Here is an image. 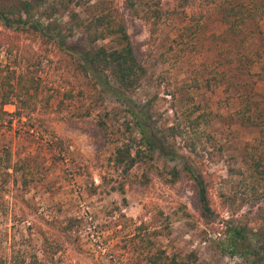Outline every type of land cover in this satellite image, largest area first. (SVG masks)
<instances>
[{"label":"rangeland","instance_id":"obj_1","mask_svg":"<svg viewBox=\"0 0 264 264\" xmlns=\"http://www.w3.org/2000/svg\"><path fill=\"white\" fill-rule=\"evenodd\" d=\"M32 1L45 22L69 35L70 21L87 22L123 0ZM224 1L214 10L198 0H161L172 14L155 39L126 13L130 43L145 68L130 97L167 147L203 171L206 218L189 178H173L180 162L148 151L120 103L81 77L51 40L0 26V66L26 71L35 82L20 115L15 100L0 106V149L16 165L2 191L3 260L17 254L26 264H150V255L163 250L193 253L191 264H264V252L235 246L229 231H264V126L240 114L247 97L252 120L264 123V0L254 4L258 21L237 33L225 19L241 1ZM72 34L82 37L80 29ZM125 144L145 154L126 174L114 159ZM255 243L251 249L260 248Z\"/></svg>","mask_w":264,"mask_h":264},{"label":"trees","instance_id":"obj_2","mask_svg":"<svg viewBox=\"0 0 264 264\" xmlns=\"http://www.w3.org/2000/svg\"><path fill=\"white\" fill-rule=\"evenodd\" d=\"M15 1L14 3H11ZM143 9L137 10V0H123L119 6L112 3L111 6L100 11L96 16L87 22L71 24L68 29L69 35H65L60 27H52L51 24L42 19L38 12L39 3L32 0H0V26L6 31L39 35L51 40L57 49L71 59L75 65L74 69L86 81H91L99 91L106 93L120 103L126 112L131 116L134 125L140 133V140L148 151H156L168 161L180 162V169H173L172 175L176 179L183 173L193 183L197 195V201L201 215L206 218L211 214L208 203L207 181L203 171L182 153L167 147L164 134L157 135L146 111L137 106L130 95L140 86L145 68L136 58L133 47L130 43L126 26V13L138 16L148 27L149 35L155 39L161 24L172 14L170 10L162 8L161 0H142ZM188 2L189 0H184ZM196 1V0H193ZM206 7L216 10V7L224 4V0H198ZM238 10L228 11L225 20L229 29L235 33L240 32V25L249 21L257 22V7L254 6L257 0H240ZM9 3V4H8ZM223 12V11H222ZM202 16L199 13L200 18ZM234 16V17H233ZM72 20V19H71ZM198 22V21H197ZM80 29L82 37L74 38L75 31ZM109 41V45H97L98 42ZM9 45V44H8ZM2 46V45H1ZM8 55L13 54V45L6 47ZM16 67L8 65L0 66V106L9 104L12 100L17 102L16 114L20 115L29 105L31 92L35 89L34 79L28 76L25 71H16ZM244 109L240 110L243 119L251 125L263 128L264 123H256L252 120L251 106L249 99H243ZM170 130V129H169ZM172 133L177 136L172 128ZM115 163L122 168L126 174L134 165L143 151L132 153V147L123 145L115 151ZM151 158V155L147 153ZM16 171V165L12 163L10 153L7 149H0V209L4 208V195L2 193L4 184L9 176ZM148 179L140 181L146 185ZM234 239V245L239 241L240 245L247 247L251 255L258 251L264 252V231L250 233L242 227H229ZM257 240L256 243L255 241ZM261 242L260 248L251 249L252 245ZM259 249V250H258ZM186 258V259H185ZM185 258L177 255H169L166 251H158L156 255L149 257L150 264H188L196 261V256L191 253ZM0 264H26L24 256L14 255L3 260L0 257ZM28 264H33L29 262Z\"/></svg>","mask_w":264,"mask_h":264}]
</instances>
